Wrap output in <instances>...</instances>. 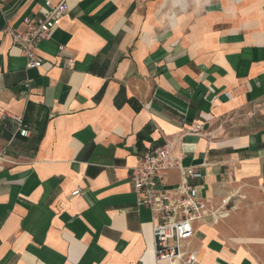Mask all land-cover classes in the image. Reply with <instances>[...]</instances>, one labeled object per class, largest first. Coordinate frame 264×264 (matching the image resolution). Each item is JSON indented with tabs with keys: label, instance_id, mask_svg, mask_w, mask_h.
Here are the masks:
<instances>
[{
	"label": "crops",
	"instance_id": "obj_1",
	"mask_svg": "<svg viewBox=\"0 0 264 264\" xmlns=\"http://www.w3.org/2000/svg\"><path fill=\"white\" fill-rule=\"evenodd\" d=\"M46 1L0 0V31ZM64 1L40 67L0 34V264H155L129 175L165 144L222 214L197 264H264V0Z\"/></svg>",
	"mask_w": 264,
	"mask_h": 264
},
{
	"label": "built area",
	"instance_id": "obj_2",
	"mask_svg": "<svg viewBox=\"0 0 264 264\" xmlns=\"http://www.w3.org/2000/svg\"><path fill=\"white\" fill-rule=\"evenodd\" d=\"M65 13L64 0L58 4L46 1L45 11L40 17H25L22 20L23 31L4 27L0 34L12 39L26 60V68L35 69L41 66L36 45L49 39L51 31ZM59 50L62 51L63 47ZM16 121L20 124L19 120ZM199 130L201 126L198 125L190 133ZM18 133L23 138L29 136L26 128H19ZM171 149L169 144H165L152 150L131 169L129 178L136 195V205L145 207L151 214L154 263L197 264L196 254L187 248L195 235L194 224L207 219L215 222L222 214L220 208L210 206L208 199L201 197L198 189L187 183L188 179H199L201 175L195 168H182L179 160L172 156ZM173 169L181 172L183 181L169 190L159 188L160 174ZM79 193L76 190L72 196Z\"/></svg>",
	"mask_w": 264,
	"mask_h": 264
},
{
	"label": "rangeland",
	"instance_id": "obj_3",
	"mask_svg": "<svg viewBox=\"0 0 264 264\" xmlns=\"http://www.w3.org/2000/svg\"><path fill=\"white\" fill-rule=\"evenodd\" d=\"M192 1H197L198 3H204V2H207V1H211V0H191Z\"/></svg>",
	"mask_w": 264,
	"mask_h": 264
},
{
	"label": "trees",
	"instance_id": "obj_4",
	"mask_svg": "<svg viewBox=\"0 0 264 264\" xmlns=\"http://www.w3.org/2000/svg\"><path fill=\"white\" fill-rule=\"evenodd\" d=\"M134 108L137 110V106H134Z\"/></svg>",
	"mask_w": 264,
	"mask_h": 264
}]
</instances>
